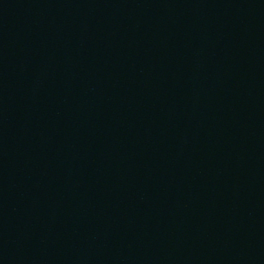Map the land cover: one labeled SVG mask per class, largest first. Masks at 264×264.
<instances>
[{
    "label": "water",
    "instance_id": "95a60500",
    "mask_svg": "<svg viewBox=\"0 0 264 264\" xmlns=\"http://www.w3.org/2000/svg\"><path fill=\"white\" fill-rule=\"evenodd\" d=\"M0 264H264V0H0Z\"/></svg>",
    "mask_w": 264,
    "mask_h": 264
}]
</instances>
